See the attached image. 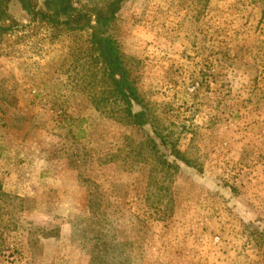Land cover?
I'll return each mask as SVG.
<instances>
[{
	"label": "rangeland",
	"instance_id": "rangeland-1",
	"mask_svg": "<svg viewBox=\"0 0 264 264\" xmlns=\"http://www.w3.org/2000/svg\"><path fill=\"white\" fill-rule=\"evenodd\" d=\"M32 1L66 15V0ZM2 4L0 264H95L116 247L126 264H264V0L124 1L108 33L144 126L92 101L90 27Z\"/></svg>",
	"mask_w": 264,
	"mask_h": 264
},
{
	"label": "trees",
	"instance_id": "trees-1",
	"mask_svg": "<svg viewBox=\"0 0 264 264\" xmlns=\"http://www.w3.org/2000/svg\"><path fill=\"white\" fill-rule=\"evenodd\" d=\"M26 4V8L40 19L51 22L53 25L66 27L69 30H78L90 27L92 30L90 37V46L95 55V61L99 66V75L96 76L98 82H102V89L94 91L92 101L99 110L114 111L121 115L126 121L136 126H144L149 122V115L144 108L141 96L131 80L130 72L124 62V53L120 48L118 41L108 33V28L115 18L117 12L122 7L125 0H106L103 5H93L87 8H78L72 4L73 0H66L64 11L65 17H58L54 13L38 8L32 0H22ZM6 4V3H5ZM5 4L0 6V16L5 14ZM4 29H9L6 27ZM135 104L141 106L135 110ZM162 143L168 145V141L161 137ZM157 148V145H153ZM171 155L175 159L181 160L188 165L192 161L189 157L178 149L175 144L170 147ZM157 171L162 175L172 174V169L178 168L176 163L169 161L166 157H158L154 160ZM153 170V169H152ZM151 170V171H152ZM165 178V177H164ZM163 179L160 188L165 189ZM121 248V247H118ZM115 248V251H98L95 252V264H111L109 259H116L115 264H126L123 262L122 249Z\"/></svg>",
	"mask_w": 264,
	"mask_h": 264
}]
</instances>
